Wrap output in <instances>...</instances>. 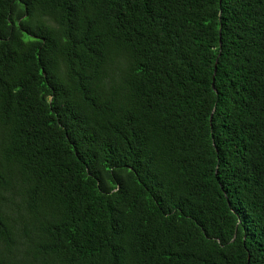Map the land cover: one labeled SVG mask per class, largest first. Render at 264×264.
<instances>
[{"label":"trees","instance_id":"1","mask_svg":"<svg viewBox=\"0 0 264 264\" xmlns=\"http://www.w3.org/2000/svg\"><path fill=\"white\" fill-rule=\"evenodd\" d=\"M0 264H264V0H0Z\"/></svg>","mask_w":264,"mask_h":264},{"label":"water","instance_id":"2","mask_svg":"<svg viewBox=\"0 0 264 264\" xmlns=\"http://www.w3.org/2000/svg\"><path fill=\"white\" fill-rule=\"evenodd\" d=\"M219 43L221 44V41L219 40ZM211 116H212V114H211ZM211 116H210V118H211ZM235 237V236H234ZM234 237H233V239H234Z\"/></svg>","mask_w":264,"mask_h":264}]
</instances>
